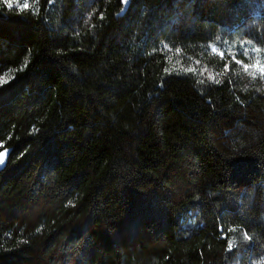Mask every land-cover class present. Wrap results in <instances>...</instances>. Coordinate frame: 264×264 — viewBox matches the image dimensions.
<instances>
[{"label":"trees","instance_id":"16d2710c","mask_svg":"<svg viewBox=\"0 0 264 264\" xmlns=\"http://www.w3.org/2000/svg\"><path fill=\"white\" fill-rule=\"evenodd\" d=\"M24 3L0 0V264H264V0Z\"/></svg>","mask_w":264,"mask_h":264},{"label":"snow or ice","instance_id":"6c2138e0","mask_svg":"<svg viewBox=\"0 0 264 264\" xmlns=\"http://www.w3.org/2000/svg\"><path fill=\"white\" fill-rule=\"evenodd\" d=\"M4 4L7 6V8L11 9L13 8V0H3ZM122 2L126 5L128 3V0H122ZM20 8L22 9H27L29 7V4L27 3V0H25V3L23 5H18ZM179 51V49L177 50ZM213 51H216L215 49H213ZM256 51H258V49H256ZM223 55V53H221V56ZM237 63H240L239 61H237ZM226 70H227V65L225 66ZM243 69L245 72H248L249 69H252V75L253 77H255V75L257 73H259L261 76H264V64H261L259 60H257L255 63L253 64H244L243 65ZM210 79H214V77H209ZM8 83V80L3 77L0 76V85L6 84ZM6 156V151L5 152H0V164L4 163V159ZM232 248V243L229 242V250H231Z\"/></svg>","mask_w":264,"mask_h":264},{"label":"water","instance_id":"95a60500","mask_svg":"<svg viewBox=\"0 0 264 264\" xmlns=\"http://www.w3.org/2000/svg\"><path fill=\"white\" fill-rule=\"evenodd\" d=\"M6 151V156H5V159H4V163L3 164H0V172L5 168L6 166V163L8 161V158H9V155L11 153V149H5V150H2L1 152H5Z\"/></svg>","mask_w":264,"mask_h":264}]
</instances>
